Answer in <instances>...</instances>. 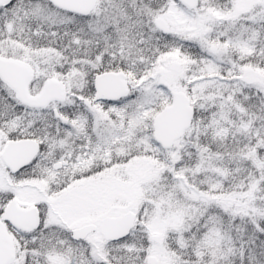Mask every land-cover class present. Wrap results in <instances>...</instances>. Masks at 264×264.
Listing matches in <instances>:
<instances>
[{"label":"snow or ice","instance_id":"1","mask_svg":"<svg viewBox=\"0 0 264 264\" xmlns=\"http://www.w3.org/2000/svg\"><path fill=\"white\" fill-rule=\"evenodd\" d=\"M0 264H264V0H0Z\"/></svg>","mask_w":264,"mask_h":264}]
</instances>
